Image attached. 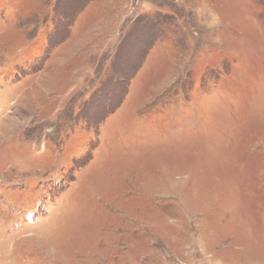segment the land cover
I'll return each mask as SVG.
<instances>
[{
	"label": "rangeland",
	"instance_id": "374dc122",
	"mask_svg": "<svg viewBox=\"0 0 264 264\" xmlns=\"http://www.w3.org/2000/svg\"><path fill=\"white\" fill-rule=\"evenodd\" d=\"M0 264H264V0H0Z\"/></svg>",
	"mask_w": 264,
	"mask_h": 264
},
{
	"label": "trees",
	"instance_id": "16d2710c",
	"mask_svg": "<svg viewBox=\"0 0 264 264\" xmlns=\"http://www.w3.org/2000/svg\"><path fill=\"white\" fill-rule=\"evenodd\" d=\"M120 78H122V79H118V77H117V82H119V83H121V81H125V79H126L125 75L120 76Z\"/></svg>",
	"mask_w": 264,
	"mask_h": 264
}]
</instances>
